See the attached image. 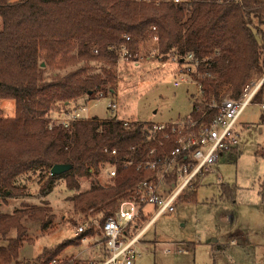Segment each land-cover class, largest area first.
Segmentation results:
<instances>
[{"label":"trees","instance_id":"obj_1","mask_svg":"<svg viewBox=\"0 0 264 264\" xmlns=\"http://www.w3.org/2000/svg\"><path fill=\"white\" fill-rule=\"evenodd\" d=\"M0 19V99H12L15 107L12 116L0 109V191L20 192L15 179L37 171L48 182L63 177L70 190H79L78 178L112 164L116 174L106 186L92 184L70 197L76 211L86 217L92 210L101 223L132 198L138 182L154 175L135 163L124 168L122 161H144L151 149L154 157L163 156L176 145L175 135L171 126L154 131L152 121L125 123L112 116L65 126L51 120L57 103L64 111L80 98L113 97L121 46L128 49V60L148 43L161 61L175 57L181 65L188 54L200 60L192 76L201 84L198 103L191 102L193 118L204 113L202 119L210 120L216 109L209 103L237 99L245 84L264 75V0H0ZM89 62L100 63L101 70L92 72ZM252 101L263 103L264 80ZM58 163L70 168L51 175ZM196 187L195 181L177 201H193ZM259 196L264 202V179ZM23 204L0 214L1 236L17 231L0 245V264H47L75 252L81 235L20 261L23 243L31 241L23 237L21 219L39 220L42 228L49 219L43 206Z\"/></svg>","mask_w":264,"mask_h":264},{"label":"rangeland","instance_id":"obj_2","mask_svg":"<svg viewBox=\"0 0 264 264\" xmlns=\"http://www.w3.org/2000/svg\"><path fill=\"white\" fill-rule=\"evenodd\" d=\"M151 45L146 44L133 60H117V90L113 97L93 101L80 98L64 111L57 103L51 120L57 123L59 116L81 104L88 107L89 118L112 116L124 121L169 122L187 117L194 84L185 77L189 83L175 86L174 81L180 77L178 65L172 58L161 61ZM88 64L92 72L101 70L98 62ZM263 78L264 75L248 83H258ZM111 101L117 105L113 110L107 107ZM0 109L5 116L14 115V101L0 99ZM236 128L239 150L227 153L218 168L199 179L193 201H177L173 211L162 212L154 219L137 244L139 256L135 264H264V202L259 196L264 179V110L260 103L251 101L245 107ZM108 168L105 164L98 173L78 178L79 190H70L63 177L48 182V176L37 171L15 179V185L22 187L20 192L4 195L0 191V214L23 209L26 203L28 207L43 206L45 217L49 218L45 228L29 216L21 219L26 229L23 237L31 241L23 243L20 261H30L44 248L73 237L77 223L87 217L99 221L100 216L92 210L86 217L76 211L70 197L92 184L106 186L110 182ZM146 210L155 212L149 204ZM16 234L15 229L4 236L0 234V245ZM78 250L80 246L75 252Z\"/></svg>","mask_w":264,"mask_h":264},{"label":"built area","instance_id":"obj_3","mask_svg":"<svg viewBox=\"0 0 264 264\" xmlns=\"http://www.w3.org/2000/svg\"><path fill=\"white\" fill-rule=\"evenodd\" d=\"M169 1L179 3L185 0ZM128 54V49L121 46L117 60L128 61ZM172 60L178 65L180 76V80H175L174 85L180 82L189 83L185 78L188 77L194 84L190 100L198 103L201 84L192 76H197L200 60L195 59L192 54H188L181 65L175 57H172ZM263 80L264 78L258 83L245 84L237 99L224 98L220 102L209 103L208 108L216 109L210 120L202 119L204 113L197 118L188 113L187 117L184 116L180 120L153 122L154 131H162L171 126L176 145L163 156L154 157V150L151 149L149 158L144 161L125 159L122 163L124 168L135 163L136 168L153 171L154 175L138 182L134 186L132 198L121 201L115 212L108 215L102 223L90 217L78 222L74 236L81 235L80 250L55 257L47 264H135L139 256L137 244L154 219L162 212L173 211L174 203L181 194L191 188L197 179L211 172L224 153L238 147L236 123ZM116 106L113 101L107 104L110 110ZM260 106L264 110V102ZM72 108L59 116L57 123L67 126L72 121L89 118L85 104ZM111 153L115 154V150ZM109 166L107 174L112 177L116 174L115 166ZM148 204L155 209L154 214L146 210ZM144 217L147 219L142 221Z\"/></svg>","mask_w":264,"mask_h":264},{"label":"water","instance_id":"obj_4","mask_svg":"<svg viewBox=\"0 0 264 264\" xmlns=\"http://www.w3.org/2000/svg\"><path fill=\"white\" fill-rule=\"evenodd\" d=\"M69 168H70V165H68V164H59V163L54 164L51 167L50 174L51 175L60 174V173L67 171Z\"/></svg>","mask_w":264,"mask_h":264},{"label":"crops","instance_id":"obj_5","mask_svg":"<svg viewBox=\"0 0 264 264\" xmlns=\"http://www.w3.org/2000/svg\"><path fill=\"white\" fill-rule=\"evenodd\" d=\"M263 110V109H262ZM238 131V130H237ZM239 146V145H238ZM236 149H237V151L239 150V147H236ZM236 151V152H237ZM235 151H233L232 152V150L231 151H229V152H227V153H236ZM227 153H224L219 159H218V161L214 164V166H213V169H212V171H214L216 168H218V166H219V164H220V162H221V160H222V157L223 156H225ZM211 171V172H212ZM210 173V172H209ZM209 173H207V174H209ZM206 174V175H207ZM200 180L202 179V177L201 178H199ZM199 179H197L196 180V185H197V187H196V192H195V198H196V194H197V188H198V186H199ZM142 241H141V239H140V241H139V243H141Z\"/></svg>","mask_w":264,"mask_h":264}]
</instances>
